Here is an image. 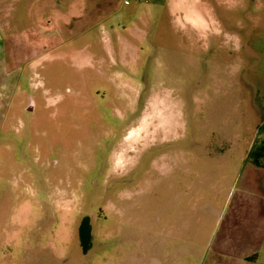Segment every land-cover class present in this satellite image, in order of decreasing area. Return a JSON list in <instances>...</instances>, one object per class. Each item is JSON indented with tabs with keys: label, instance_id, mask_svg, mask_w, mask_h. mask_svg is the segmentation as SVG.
Listing matches in <instances>:
<instances>
[{
	"label": "rangeland",
	"instance_id": "rangeland-1",
	"mask_svg": "<svg viewBox=\"0 0 264 264\" xmlns=\"http://www.w3.org/2000/svg\"><path fill=\"white\" fill-rule=\"evenodd\" d=\"M256 254L264 0H0V264Z\"/></svg>",
	"mask_w": 264,
	"mask_h": 264
},
{
	"label": "trees",
	"instance_id": "trees-1",
	"mask_svg": "<svg viewBox=\"0 0 264 264\" xmlns=\"http://www.w3.org/2000/svg\"><path fill=\"white\" fill-rule=\"evenodd\" d=\"M89 238L90 234L88 231L87 222L83 221L78 227V240L80 242L81 247L83 248V251H85L86 248H88L89 246Z\"/></svg>",
	"mask_w": 264,
	"mask_h": 264
},
{
	"label": "crops",
	"instance_id": "crops-1",
	"mask_svg": "<svg viewBox=\"0 0 264 264\" xmlns=\"http://www.w3.org/2000/svg\"><path fill=\"white\" fill-rule=\"evenodd\" d=\"M258 258H259L258 254L254 255L252 258L246 257L245 264H253V263L257 262Z\"/></svg>",
	"mask_w": 264,
	"mask_h": 264
},
{
	"label": "built area",
	"instance_id": "built-area-1",
	"mask_svg": "<svg viewBox=\"0 0 264 264\" xmlns=\"http://www.w3.org/2000/svg\"><path fill=\"white\" fill-rule=\"evenodd\" d=\"M123 4H126V1H124Z\"/></svg>",
	"mask_w": 264,
	"mask_h": 264
}]
</instances>
